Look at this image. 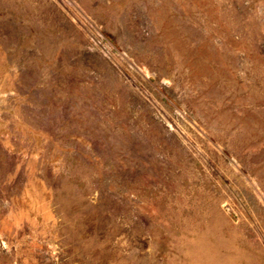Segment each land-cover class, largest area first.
<instances>
[{
  "label": "rangeland",
  "instance_id": "374dc122",
  "mask_svg": "<svg viewBox=\"0 0 264 264\" xmlns=\"http://www.w3.org/2000/svg\"><path fill=\"white\" fill-rule=\"evenodd\" d=\"M0 264H264V0H0Z\"/></svg>",
  "mask_w": 264,
  "mask_h": 264
}]
</instances>
